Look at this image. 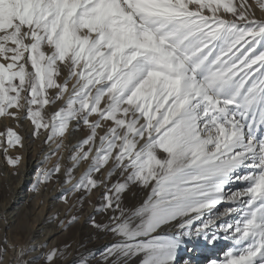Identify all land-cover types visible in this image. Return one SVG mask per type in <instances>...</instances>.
I'll list each match as a JSON object with an SVG mask.
<instances>
[{"label":"snow or ice","instance_id":"6c2138e0","mask_svg":"<svg viewBox=\"0 0 264 264\" xmlns=\"http://www.w3.org/2000/svg\"><path fill=\"white\" fill-rule=\"evenodd\" d=\"M0 117L61 138L50 155L70 125L87 129L64 183L104 189L95 210L113 214L92 224L117 239L103 264H177L181 252L193 264L199 244L220 241L206 264H264V18L248 0H0ZM0 135L22 147L13 129ZM60 171L38 167L32 190ZM133 187L142 201L126 202ZM35 251L17 264H54L56 249L23 259Z\"/></svg>","mask_w":264,"mask_h":264},{"label":"bare ground","instance_id":"6f19581e","mask_svg":"<svg viewBox=\"0 0 264 264\" xmlns=\"http://www.w3.org/2000/svg\"><path fill=\"white\" fill-rule=\"evenodd\" d=\"M60 79L62 80L63 77ZM59 104L60 101H57L54 105L46 106L44 110L45 117H49L48 113L58 108ZM11 111L16 110L12 109ZM22 114H24L23 111L18 113V117ZM0 120L3 119L1 118ZM14 125L16 126L17 134L22 138V147H9L8 155L13 157L20 156L21 160L18 166L12 167L7 164L4 158L9 168L2 167V165L0 166V247L6 249L3 244V238H7L11 247L15 250L17 249L18 252L27 242L37 239L39 245L47 236V240L51 239L49 245L55 241V245L51 249L57 250V256L62 254L61 252H63L65 247H68L66 253L67 258L63 255L61 258L56 257L54 264H70L80 259L82 256L88 257L89 264H103L101 253L106 247L115 243L117 239L110 232H104L94 228L92 224L91 218L93 217L97 223H107L108 217L113 214L112 212L105 213L95 210L96 206L102 203L104 189H94L91 194L71 192L72 196L66 203L63 202L64 205L68 204V207L64 210V214H56L52 219L46 217V213L49 209L48 206L51 205V210L56 207L55 202L52 201L55 191L53 184L55 182H62L65 177L61 173H56L47 183L40 184L37 191H33L32 185L35 183L36 172L32 173L31 169L33 166H35L36 170L38 167L51 168L53 166V163L50 164L52 155H50V158L44 163V166L43 163H41V161L44 160L43 154H48L50 152L49 147L52 146L53 142L45 143V141L35 138L33 151L31 155L26 156L23 142L27 141L30 137L31 122H28V120L23 122L21 119H13V126ZM0 131L2 130L0 129ZM41 131L45 132L46 130L41 129L40 132ZM73 133L74 131L71 135H73ZM75 137L76 135H73L71 139ZM1 144L0 142V147ZM5 144V146L8 147L7 143ZM64 152L65 150L62 148L60 153L61 156H58V160L61 161ZM34 161H37L35 165ZM10 169H12V171H10ZM85 170H82L80 174L76 172L73 175L78 179ZM106 170L107 169H105V171ZM95 178L100 179V175L95 174ZM31 181H33L32 184H30ZM70 188L71 185L68 186L67 190ZM146 195V191H141L139 188L133 187L132 190L127 193L125 199L126 202L142 201ZM82 196L83 200L80 199ZM72 216H76L77 220L69 225L67 222ZM5 221H7V223H5ZM61 221L65 223L61 224ZM41 231L44 233L38 238L35 234ZM40 247L41 246H38L39 249ZM218 247L219 245L217 244L214 248H205L202 256H199V259L214 255L215 249ZM51 249H49V251ZM49 251H45L44 253ZM1 255L2 253H0V256ZM184 256L185 254L179 255L178 260ZM33 257L35 256H30L27 260H32ZM23 259H26V255ZM197 259L198 257L195 255V258L192 260ZM10 262L11 260L6 263L8 264ZM34 264H43V260L34 262ZM129 264H139V258H133Z\"/></svg>","mask_w":264,"mask_h":264},{"label":"rangeland","instance_id":"374dc122","mask_svg":"<svg viewBox=\"0 0 264 264\" xmlns=\"http://www.w3.org/2000/svg\"><path fill=\"white\" fill-rule=\"evenodd\" d=\"M248 2L250 3V4H252L253 5V10H254V12H255V15H256V17L257 18H264V12H261L256 6H255V3H254V0H248ZM50 92L51 93H54L55 92V90H50ZM62 103H63V101H60V104H59V106H58V108L62 105ZM58 108H56V109H54V110H52V111H55V110H57ZM12 109H10V111H11ZM52 111H51V113H52ZM51 113H48V115L50 116V114ZM21 116H26V112H24V114H22ZM3 119V120H0V129L2 130V131H0V133H4L5 131H6V129L7 128H11V129H13L15 132H16V126L14 125L13 126V118L11 119V117H6V118H3V117H0V119ZM23 122H25L27 119L26 118H24V119H21ZM5 121V122H4ZM9 124H8V123ZM28 122H30L29 120H28ZM10 125V126H9ZM72 125H70V127H69V131L65 134V137L64 138H62L63 139V146L58 150V151H56V154L53 156L52 155V157H51V160H50V164L51 163H53V166L57 163V160L59 159L58 158V156L60 155V153H61V150H62V148H63V150H65V152H64V155L62 156V159H61V161L59 160V163L61 164V171H60V173L62 174V175H64V173H65V169L66 168H68V167H71L72 166V161L69 159V157L73 154V152H75V147H74V145H76L80 140H82V139H84L86 136H87V134H88V132H87V129H85L84 127H83V125H81L79 128H76V129H74V127H72ZM33 131H34V126H32V124H31V127H30V137L28 138V140L27 141H25V142H23V145H24V148H25V150H26V156L28 155H31V153H32V151H33V148H34V144H35V138L36 139H41V140H43V141H45L46 140V137H47V132L45 131V132H43V131H41L40 133H39V135H37V136H33L32 135V133H33ZM74 131V133H73V135H76V137L75 138H73V139H71V137H73V135H71V133ZM99 131V130H98ZM70 133V134H69ZM60 139L61 138H57V140L55 141V142H53V144H52V146L51 147H49V150H50V152L48 153L49 155L51 154V152L53 151V150H55L56 149V143H59L60 142ZM0 142L2 143L1 144V147H0V166L2 165V167H6V168H9L8 166H7V164L5 163V161H4V148H8V150H9V147H6L5 145V143H6V136H3V135H0ZM66 145H67V147H66ZM2 148V149H1ZM87 149V146H85V150ZM45 153L43 154V157H45ZM25 156V157H26ZM61 156V155H60ZM52 161V162H51ZM66 162V163H65ZM37 163V161H34V165ZM90 163V160L89 161H81L80 163H79V165L76 167V168H74L73 169V174H75L76 172H78V174H80L81 172H82V170H85L87 167H88V164ZM49 164V165H50ZM43 166H44V163H43ZM52 166V167H53ZM81 167H82V170H81ZM13 169V168H12ZM12 169H10V171H12ZM9 170V169H8ZM32 173H35L37 170H36V168H35V166H33L32 167ZM64 171V172H63ZM103 172H105V169L104 170H102V172L101 173H99V175H100V177H101V175H102V173ZM64 177H65V175H64ZM33 183V181H31L30 182V184H32ZM29 184V185H30ZM70 184H66V183H64V180L62 181V182H55L54 184H53V188H55V191H54V193H53V195H54V198H53V200L52 201H54L55 202V205H56V207L53 209V210H51L50 208V206L51 205H49L48 206V212L46 213V217H49L50 219H52L53 217H54V215H56V214H58V215H61V214H64V210H66V208L68 207V204L67 205H64L63 204V202H65V198H66V200H68L72 195H71V192L72 191H69V190H67V188H68V186H69ZM57 188V189H56ZM66 203V202H65ZM63 204V205H62ZM63 206V207H62ZM226 205H222V206H220L221 208L222 207H225ZM58 215H57V217H58ZM44 232L43 231H41V232H38V233H36L35 235L39 238L42 234H43ZM5 240H7V243H5L4 241ZM50 240L51 239H49V240H47V236L43 239V241L38 245V243H37V239L36 240H31V241H29V242H27L24 246H22V247H35V249H36V251L35 252H28L27 254H26V259L25 260H27L28 259V257L30 258V256H40V255H42V254H44V252L45 251H49V249H51V248H53L54 247V245H55V241H53L52 243H51V245H49L50 243ZM45 242V243H44ZM43 243V244H42ZM3 244L5 245V248L6 249H4V251H3V253H2V259H0V264H7L6 262L7 261H10L11 260V262L10 263H8V264H11V263H13V264H17L16 262H17V249L15 250V249H13L12 247H11V245H10V242H8V239L7 238H3ZM218 245H219V247L217 248V249H215V253H214V255H212L213 257H219V255L221 254V252L228 246V244H227V242H224V241H220L219 243H217ZM43 246V247H40V249L38 248V246ZM8 246V247H7ZM21 247V248H22ZM197 247H199V248H197L198 250H197V252H196V256L198 257V259L197 260H192L193 261V264H206V261H207V259L210 257V256H208V257H202V259H199L201 256H202V253H203V250L205 249V248H207V247H205L203 244H199ZM8 248V249H7ZM220 248V249H219ZM67 251H68V247H65L64 248V250H63V252H61L62 253V255L64 256V257H66L67 258V255H66V253H67ZM183 254H185V256L184 257H182L180 260H178V262H177V264H183V260L187 257V256H189V255H191V254H189V253H187V252H181L180 253V255H183ZM199 254V255H198ZM219 254V255H218ZM61 254L59 255V256H57V258H61V257H63ZM66 255V256H65ZM195 255H194V257H193V255H192V259L193 258H195ZM200 256V257H199ZM7 257V258H6ZM79 260L80 259H77L76 261H74V262H72V263H70V264H79ZM14 261V262H13ZM16 261V262H15Z\"/></svg>","mask_w":264,"mask_h":264}]
</instances>
